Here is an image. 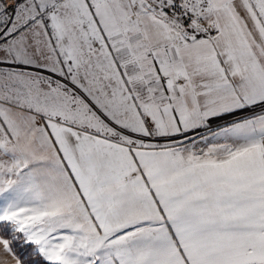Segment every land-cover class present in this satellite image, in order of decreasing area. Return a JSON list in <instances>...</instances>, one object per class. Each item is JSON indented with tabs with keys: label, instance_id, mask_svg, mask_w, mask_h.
<instances>
[{
	"label": "snow or ice",
	"instance_id": "6c2138e0",
	"mask_svg": "<svg viewBox=\"0 0 264 264\" xmlns=\"http://www.w3.org/2000/svg\"><path fill=\"white\" fill-rule=\"evenodd\" d=\"M0 264H264V0H0Z\"/></svg>",
	"mask_w": 264,
	"mask_h": 264
}]
</instances>
